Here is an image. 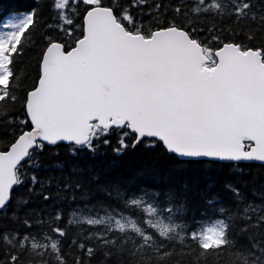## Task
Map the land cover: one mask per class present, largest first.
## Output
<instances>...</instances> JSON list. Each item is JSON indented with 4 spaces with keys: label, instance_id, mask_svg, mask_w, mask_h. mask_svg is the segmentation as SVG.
<instances>
[{
    "label": "snow or ice",
    "instance_id": "snow-or-ice-1",
    "mask_svg": "<svg viewBox=\"0 0 264 264\" xmlns=\"http://www.w3.org/2000/svg\"><path fill=\"white\" fill-rule=\"evenodd\" d=\"M146 3L132 0L131 7ZM198 3L203 5L205 0ZM52 8L58 20L56 27L71 39L58 42L45 36L36 82L23 100V116L18 128L13 129L12 139L0 149V214L5 219L15 217L18 221L19 213L30 202L20 195L9 210L12 190L25 183V166L38 170L40 153L60 142L70 145L74 156L80 151L95 156L100 144H110L109 134L118 132V146L113 148L117 156L143 144L160 147L181 165L219 162L233 164L242 173L241 162L264 164V46L254 48L213 36L217 44L213 47L197 38L196 28L191 26L195 20L209 18L214 10L213 19L227 15L238 25L258 20L264 29V14L253 10L251 0H225L223 4L211 0L207 8H192V16L184 13V23L173 20L155 28L133 16L118 0H109V5L104 0H52ZM174 11L177 16L181 14L180 7ZM74 16L79 17V23ZM37 23L35 7L8 12L0 9L3 108L17 101L14 90L20 78L14 67L16 58L33 43ZM3 119L17 124L6 112ZM72 172L82 175L83 169L73 165ZM30 180L32 186L38 183L35 173ZM93 182L100 194L109 199L115 196V208L112 203L105 207L102 201L85 204L72 212L65 226L43 222L47 232L33 234L29 219L23 221L24 234L0 229V264H68L64 240L76 225L84 240L111 249L104 253L106 259L117 253L122 259L126 252L128 264H143L144 258L138 253L149 249L160 255L164 248L160 241L185 246L190 242L201 253L236 248L229 237L230 209L216 195L203 196L212 214L190 228L186 221V183L180 192L174 188L141 190V195L129 196L125 186L101 184L98 174ZM76 187L82 185L77 183ZM224 188L237 200L243 199L232 183ZM33 191L34 187L28 188V193ZM161 195L163 202L158 199ZM149 196L152 199L146 200ZM43 199L50 197L44 195ZM121 201L124 208L140 211L141 217L117 211ZM51 219L61 221L64 217L54 213ZM84 226L96 230L84 231ZM67 247H75L89 261L97 251L79 239H71ZM240 257L242 264H264V240L252 241V248L241 251ZM74 264L84 261L76 257Z\"/></svg>",
    "mask_w": 264,
    "mask_h": 264
},
{
    "label": "trees",
    "instance_id": "trees-1",
    "mask_svg": "<svg viewBox=\"0 0 264 264\" xmlns=\"http://www.w3.org/2000/svg\"><path fill=\"white\" fill-rule=\"evenodd\" d=\"M118 2L122 7L127 6L132 15L143 21L145 25L155 28L165 26L173 20L184 23V13L192 16V8H207L211 0H205L203 5L199 4L198 0H147L146 4L137 7H131L132 0H118ZM220 2L223 4L225 0ZM104 3L109 5V0H104ZM251 3L258 15L264 14V0H251ZM157 4L161 5L159 9L155 7ZM33 7L38 14L37 27L33 31V43L25 48L22 56L16 58L14 66L20 78L19 86L14 90L17 101L14 104L9 103L7 108L0 106V149L12 139L13 129L18 128V121L23 116V100L26 92L36 82L40 52L46 44L45 36L58 42H70L71 39L56 27L58 20L52 8V0H0V9L5 12L29 10ZM177 7L181 8L179 16L174 11ZM214 15L216 14L213 10L208 14L209 18H201L192 23L191 26L196 28L194 35L197 38L213 47L217 46L216 41L211 39L213 36L220 37L221 41L241 43L254 48L264 46V29H261L258 20L256 22L248 20L238 25L234 18L230 19L227 15L211 18ZM73 19L79 23L78 16H74ZM50 24L53 27L49 28ZM209 28H214V31L209 32ZM248 35L254 36V39L249 40ZM4 112L9 119L16 120L17 124L5 122ZM118 138V132L110 133L107 137L110 144H100L95 156L87 151H80L74 156L70 151V145L46 146L39 155L41 167L37 170L25 166V183L12 190L10 212L16 206L20 195L30 198L27 209L19 213L18 221L15 217L5 219L0 214V229H15L20 234H24L26 227L23 221L29 219L33 224L30 229L33 234L40 230L47 232V225L43 222L46 221L53 226H65V221L71 217L72 212L81 210L85 204L97 205L98 201H102L105 207L108 203H112L115 208L114 195L109 199L96 191L98 186L93 182V177L98 174L101 184L115 182L125 186L129 196L133 193L141 195V190L163 192L174 188L180 192L182 185L186 183L188 186L185 193L188 201L186 221L190 228H194L196 222L201 221L203 216L212 214V209L204 202L205 194L216 195L223 206L230 209L231 214L227 216L230 222L229 237L235 242V249L225 247L220 251L209 250L207 253H201L190 242L185 246L160 241L164 244L160 255L150 249L138 253V256L144 258L143 264H242L240 252L251 249L252 241L264 240V220L261 219L264 216V165L241 163L239 168L243 170L242 173L233 164L219 162H211V164L193 162L181 165L175 156L166 154L160 147H145L143 144L136 149L129 148L124 154L117 156L113 148L118 146ZM58 164L62 169L56 166ZM73 165H79L83 169V174L74 175ZM33 173L38 179V183L34 186L31 185L30 180ZM77 183L82 187L77 188ZM226 183H232L239 189L243 199L237 200L232 192L226 191L224 188ZM209 186H211L210 191ZM29 187H34V191L28 193ZM44 195H48L50 199L45 201ZM151 199L150 196L146 197V200ZM158 199L163 202L164 197L161 195ZM117 211L137 219L142 215L138 210L124 208L122 201ZM54 213H60L64 219L54 221L51 219ZM95 230H89L84 226V231ZM71 239L82 240L86 246L97 248L90 261L75 247L72 249L67 247ZM110 250L84 240L79 225L72 226L68 237L64 240V252L68 264H74L76 257H80L84 264H128L129 257L126 252L122 259L119 258L118 253L106 259L104 253ZM163 252H169L170 255L164 257Z\"/></svg>",
    "mask_w": 264,
    "mask_h": 264
},
{
    "label": "water",
    "instance_id": "water-1",
    "mask_svg": "<svg viewBox=\"0 0 264 264\" xmlns=\"http://www.w3.org/2000/svg\"><path fill=\"white\" fill-rule=\"evenodd\" d=\"M59 144H64V145H68L67 143L65 142H60ZM242 164H259V165H264V164H261L260 162H241Z\"/></svg>",
    "mask_w": 264,
    "mask_h": 264
}]
</instances>
